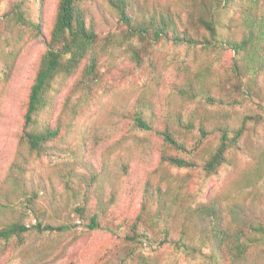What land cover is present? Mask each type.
I'll return each instance as SVG.
<instances>
[{
  "label": "rangeland",
  "instance_id": "rangeland-1",
  "mask_svg": "<svg viewBox=\"0 0 264 264\" xmlns=\"http://www.w3.org/2000/svg\"><path fill=\"white\" fill-rule=\"evenodd\" d=\"M180 1L147 0L150 6ZM18 2L40 10L36 0H0V225L15 220L25 196L36 193V211L29 210L27 225L42 221L68 225L69 230L31 238L24 247H17L15 241L0 243V264H205V258L179 251L171 243L147 244L137 258L130 259L124 235L141 213L147 193L155 200L164 194L174 208L176 204L189 206L193 198L207 201L221 196L226 205L234 200L243 203L248 216L256 213L254 204L264 202V192L246 180L254 178L258 166L254 158L258 146L250 133L243 141L248 151L239 152L220 176L206 178L199 168L184 170L163 163L160 136L133 129L132 116L139 101L152 106L157 130L173 124L178 114L188 116L196 109L199 104L183 98L179 90L194 80L206 57L184 46L159 42L146 47L140 66L126 47L110 46L101 57L92 95L78 89L83 69L71 78L57 79L51 93L54 109L45 118L53 124L59 120L67 124L68 132L57 145L65 154L37 158L21 147L20 136L59 0H44L38 36L28 28L21 32L14 27L11 9ZM82 6L100 38L120 31L108 0H85ZM232 57V51L223 54L215 64L218 73L226 72ZM259 130L264 135V128ZM199 135L196 131L188 139L194 151ZM215 139L211 136L199 146L201 155ZM70 155L74 156L71 160ZM93 173L96 176L91 179ZM81 182L90 191L88 207L100 214L101 226L94 230L88 228L87 219L74 218L73 210L82 198ZM183 217L174 223L173 235H178ZM256 258L243 264H264Z\"/></svg>",
  "mask_w": 264,
  "mask_h": 264
},
{
  "label": "trees",
  "instance_id": "trees-1",
  "mask_svg": "<svg viewBox=\"0 0 264 264\" xmlns=\"http://www.w3.org/2000/svg\"><path fill=\"white\" fill-rule=\"evenodd\" d=\"M36 1L38 11L24 2L14 4L11 20L18 31L28 28L38 36L45 2ZM84 1L58 2L49 48L38 62L28 98L21 147L37 158L65 154L57 145L64 132H68L67 124L60 120L53 124L45 118L54 109L51 93L59 77L71 78L83 69L78 89L92 95L101 57L110 46L126 47L141 66L146 47L165 42L206 57L201 69L195 71L194 80L179 90L183 98L199 106L188 116L178 114L173 124L157 130L152 106L139 101L132 116L133 129L160 136L164 144L163 163L184 170L199 168L206 178L220 176L239 152L248 151L243 141L250 133L258 146L254 156L258 166L254 178L246 180L264 192V135L259 130L264 128V0H181L157 6H150L147 0H108L120 31L104 39L89 21L82 6ZM227 51H232L233 57L230 67L221 74L215 64ZM251 97L262 101H252ZM196 131L200 135L194 151L188 139ZM211 136L216 139L208 143V149L201 155L199 146L210 141ZM69 164L74 166L72 162ZM95 176L93 173L91 179ZM85 181L89 183L88 179ZM79 189L82 198L79 207L73 210L74 218L87 219L88 228L97 229L101 218L88 207L90 191L83 189L82 182ZM25 197L19 216L0 225V243L15 241L17 247H24L31 238L69 230L68 225L53 226L42 221L28 226V212L36 211L38 196L34 193ZM243 205L238 200L226 205L225 199L216 196L207 201L193 198L189 206L176 204L174 208L164 194L155 200L147 193L141 213L124 235L127 255L135 259L140 248L147 244L171 243L179 251L205 258V264H243L254 255L264 260V202L254 204L256 213L249 216ZM181 215L184 220L179 233L173 235L174 223Z\"/></svg>",
  "mask_w": 264,
  "mask_h": 264
}]
</instances>
